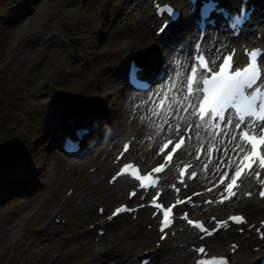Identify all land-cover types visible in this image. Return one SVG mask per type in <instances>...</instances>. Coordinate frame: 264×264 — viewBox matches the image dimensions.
<instances>
[{
  "label": "rangeland",
  "instance_id": "rangeland-1",
  "mask_svg": "<svg viewBox=\"0 0 264 264\" xmlns=\"http://www.w3.org/2000/svg\"><path fill=\"white\" fill-rule=\"evenodd\" d=\"M130 1L131 9L125 17L123 14L119 16L121 10L118 13L120 5L126 9L124 0H112L111 4L108 0H80L75 4L69 0H0V264H68L69 260L74 259L69 249L79 245L86 250L82 257H89L94 232H80L82 228H87L92 217L88 218L86 213L75 207L74 193L68 198L72 202L63 209L66 222L49 229L55 234L62 232V235L69 237H59L61 239L45 244L44 234L37 231L42 230L44 222L59 207L60 198L71 185L69 177L82 164L78 162L72 165L64 159L54 147L52 134L60 123L66 125L67 115L75 114L80 107L85 108L89 99L97 101L91 108L92 112L108 113L106 117L112 118L114 112L118 111L116 117L122 120L120 113L124 110L126 99L119 91L121 85L125 84L124 73L122 77L120 75V83L114 82L123 61L124 49L120 47L128 43L145 45L153 41L151 37H156L152 31L149 36L143 20L144 10ZM173 1L182 5L185 3V0ZM81 17H86L89 25L82 23L84 20H80ZM118 18L121 21L112 27L111 24ZM186 19L189 20L188 17ZM130 26L135 29L131 36L128 35ZM52 32L63 35L65 47L57 43L51 46L38 44L37 36L45 37ZM95 32L98 38L94 40V50L83 51L79 43ZM155 39L166 52L165 45L171 44L170 40ZM79 53L88 58V63L78 71L76 57ZM66 67L73 68L72 75L65 71ZM115 68L114 73L112 70ZM108 85L115 86L108 88L115 92L113 96L108 89H104ZM100 94L105 96L104 104L100 101ZM49 102H53L50 108L56 107L58 112L51 123L48 121ZM109 124L106 129L112 130L114 127ZM145 127L134 124L131 128L135 131ZM118 147L117 141L108 154L106 150L98 151L97 161L110 160ZM90 166H93L92 162L86 164V170ZM3 172L4 175L1 174ZM19 173L22 178H19ZM103 173L102 170L98 171L96 176L100 177ZM10 174H14V178L22 183L18 190L10 183ZM32 186L35 189L28 198L25 193ZM91 190V186L86 187L83 193L89 198L94 194L91 201L93 207L98 200L111 207L118 198L117 193L108 196L97 189V193ZM243 211L249 219H259L264 215L251 209ZM129 219L119 218L114 226L108 228L101 244L124 252L132 246L134 253L146 248L147 234L152 231L147 225L151 221L146 216L138 224H128ZM10 228L16 230L15 239H11L15 243L12 244L7 240ZM29 230L25 243L17 247V237ZM155 238L156 234L151 242ZM110 239L111 242L107 244ZM238 239L243 247L249 244L248 240ZM211 240L216 241V238ZM59 251V258L53 260L51 255ZM246 251L242 250L243 255L239 257L243 263L247 259Z\"/></svg>",
  "mask_w": 264,
  "mask_h": 264
},
{
  "label": "bare ground",
  "instance_id": "bare-ground-1",
  "mask_svg": "<svg viewBox=\"0 0 264 264\" xmlns=\"http://www.w3.org/2000/svg\"><path fill=\"white\" fill-rule=\"evenodd\" d=\"M160 1L165 2V1H170V0H160ZM238 1L239 0H222L223 3L228 4L229 2V4L231 3L234 6L237 5ZM254 1H255V11L258 13V15H260V17H263L264 19V0H254ZM139 6L143 8L140 4ZM144 13L146 14L145 17L150 19L153 22L154 20L153 13L150 10L149 11L146 10ZM260 21L261 20H259V18L255 19V22H258L259 24V30L262 34L261 39H256L254 37L252 39H244L243 37L232 39V38H229V36L221 30H219V32L212 31L209 34H207L202 47L204 51H206L211 62L215 64L222 53L220 50L221 49L226 50V48H230L232 44L233 45L235 44L236 47H239L242 43L262 45L264 47V21L263 22H260ZM183 30L187 33L188 37L183 38L184 39V43H183L184 49L180 53L172 52L171 55H169L167 51L163 53L161 45H158V43L155 41L149 42L148 44L143 45L146 48L154 47L153 53L149 61V65L161 68V72L165 74V76L163 77L162 80L158 79L157 82L162 81V83H156L155 87H153V89L150 91H145V92L137 91L136 92L137 95L127 94L126 91L122 88L119 91V93L122 97L124 96V98L126 99L125 104H124V110L120 113L123 115V118L122 120L119 121L118 118L116 117L118 116V111L114 112L115 116L113 115L112 117L113 119L112 118L110 119V123L112 127L114 128L112 130L107 129L105 132L103 131V124L101 123L100 131L104 133L106 138H104L102 142H96L97 144L93 145V147H97L100 144L102 145L104 144L103 148H105V150L110 152V150L113 149L114 144L117 142V139H114V138L117 135L118 130L120 129L121 131V128H122V131H123L125 130L124 128H127V129L131 128L130 125L132 126L134 124H137L139 127H142L144 125L147 126L148 131H146V133H143L142 131L136 132L137 136H136V139L133 141V145L135 147H139V145L144 141H147L149 144L150 143L149 137L151 139V135H152V140H154L157 135L160 136L165 133L168 134V136H172L174 134L175 125L179 123L183 126L187 124L188 122L193 121L194 122L193 123L194 125L193 137L191 140L187 141L186 146L183 149H181V151L178 152L179 154L178 155L176 154L174 162L171 164L167 172L164 174V179L166 181L168 178H171V179L174 178V175L172 174L173 173L172 168L175 167L177 164H180L185 159H188L189 161H191L194 158V154L191 153L193 147L196 148L197 145L201 143L214 142L217 144V147L214 153V157L209 164L208 172L199 173L198 179L190 184L191 189H200L202 187H205L206 185L202 187H199V186L205 183L209 178L213 177L216 173L219 174L222 171L230 170L233 168L229 166L228 158L233 157V150L236 149L237 144H240V143L238 142L239 141L238 133L235 131L233 127H229V125L225 126L223 128V131L220 133V135L216 136L214 133L209 131L208 126H206L205 124L201 122H197L191 112H186L182 110V109L189 108L190 103L192 102L191 100L192 97H189L186 101H181L182 100V93L180 92L181 78L178 76V73H179L178 71H181L180 68L185 67L188 61H191L193 49L191 51L190 47L193 41L194 34L196 32V27L193 25V23L192 24L187 23L186 25L183 24ZM196 38H197V35H196ZM54 39H55V36L54 34H52V35L46 36L45 38H41V41H39V43L40 44H42L43 42L52 43L55 41ZM89 42L90 40L87 41V43ZM156 46H159V47H156ZM125 48L127 49V46ZM127 52L130 53V51H127ZM189 54H190V59H189ZM237 55H240L238 51L236 53V57ZM169 65H171V67H169ZM177 66H179L180 68ZM167 81L171 82V89H170V92L168 93L169 98L166 102V107L170 108V110H164L161 113V115L158 116L156 113L157 99H156V96L153 95V93H156L158 96H160L164 90V87ZM114 82L118 83L119 78H117V80H114ZM113 87L115 86L112 85L111 87L108 85V86H105L104 89L105 90H107L108 88L112 89ZM107 91H109V89ZM109 92L111 93L112 96L115 93L111 90ZM155 99H156V103L152 107V102ZM52 104L53 102L48 103L49 105L48 112L49 114H51L48 120L50 121V123L52 122L53 117H56L55 112L57 111L55 108L54 109L50 108V106H53ZM179 104L181 106H179ZM142 107H145L144 110L142 109ZM89 114H90L88 115L89 118H93V119L98 118L96 114H93L91 112H89ZM229 133H231V135H229ZM128 137H130V135ZM236 150L238 151V149ZM90 151L91 150L78 152V154H80L78 158L83 157L82 159H84L85 157L87 159L84 160L82 165L78 168L76 172V176L74 178V184L77 187H79L80 190L83 189L84 187L83 185L85 186L91 185V188H92L91 191L94 193H95L96 188L99 191H105V193L109 195H112L116 191V193L121 195L120 199H126L127 194L123 193L124 186L128 185L127 183L128 180L126 178L121 179L122 181L119 183L117 182L114 186H108V185H103V183L100 180L94 179V175H95L94 173L85 171V168H84L85 163L87 161L95 159L94 157L95 155L94 154L90 155ZM61 156L65 157L64 155H61ZM143 156H146L149 160H152V158H155V152L154 151L148 152L146 150H143L142 148L140 149V152L138 153L136 159L138 161H141L140 158ZM203 156H206L207 158L208 155L206 151H204ZM127 157L130 158V154H127L124 156V158H127ZM159 159H160L159 156L156 157L155 158L156 161L152 164H155L157 160ZM233 159L235 158L233 157ZM111 165L112 163L110 160L102 162V166H103L102 168H106L107 170L111 169ZM1 174L4 175L5 172ZM190 192L191 191H186L185 193L189 194ZM78 201H82L81 203V205H83L82 210L86 211V209H83L84 206L86 205L88 206V202L85 199V197L84 196L79 197ZM231 207L243 208L246 210L252 207L255 210L264 212V210L261 209L260 202L255 201V199H253V201L250 199H242L241 201H239L238 204L236 203L232 204ZM216 209L217 208H211V210L213 211ZM86 215H88L89 218L92 217L95 220H97L96 222H98L97 223L98 226L112 224V221L108 224L100 223L101 217L97 216L95 213L91 212V214H86ZM127 223L130 224L131 220L127 221ZM9 230H10V234L7 235V239H15L16 230L13 228H10ZM153 234H154V231H153ZM153 234L150 233L149 235H153ZM225 234L227 236H230L229 230H227ZM174 239H175V242L177 241L185 242V245L182 248H177L175 246L167 247L165 245H162L160 248H157L155 245H152L149 242L150 244L149 251H150V254L152 255L154 264H165V260L161 259V257L163 258L164 256H168L170 264H181L183 260H184L183 262H185V259H187L186 262H189L188 261L189 259H191L192 262L194 261V259L196 258V254L194 253V251L190 250L187 245V241L189 239H196L194 235L192 234V231L183 230L181 232H178L176 233V237ZM20 240L18 243H21ZM11 241L12 240H10V242ZM203 243H205L207 247L213 251V253L225 250L222 246L223 243L221 245H214V243H208V239L205 240ZM80 247L81 245L75 248L73 247L72 249L69 250V254H72V253L74 254V259L69 260L70 262L68 261L69 262L68 264H110L111 262L112 264H125L126 260L128 261L130 257V254L124 251L119 252V251H115V249L103 250L102 248L98 247V249L96 250V256L94 257L95 261H92L93 260L92 257H88V258L82 257V254H84L86 250L84 248L81 249ZM109 251H115V252L111 254V253H108ZM250 253H252L251 250H247V258L252 257L253 254L250 255ZM102 255H103V259L99 257ZM110 255H113V256H110ZM96 257L98 260L96 259ZM101 261H104V262H101ZM126 264H136V263H134V261H131ZM137 264H140V262H138Z\"/></svg>",
  "mask_w": 264,
  "mask_h": 264
},
{
  "label": "snow or ice",
  "instance_id": "snow-or-ice-1",
  "mask_svg": "<svg viewBox=\"0 0 264 264\" xmlns=\"http://www.w3.org/2000/svg\"><path fill=\"white\" fill-rule=\"evenodd\" d=\"M195 8L196 0H192L191 11H195ZM216 9V0H204L200 8V16L206 19L210 13ZM239 20L240 16H236L233 23H238ZM201 23H203V19ZM169 27L170 22L165 21L157 31L166 33ZM165 38L166 37L162 36V39ZM183 43V34H180L175 42L166 45L167 53L171 55L177 45ZM196 48H200L199 43H197ZM220 51L224 52L223 49ZM234 53L235 49H231L223 54L220 58L222 62H219L218 68H216L213 66L212 62L205 60L202 53L197 51L194 56L196 63L191 65V74L187 80L186 91L189 97L195 95L198 99L191 102L188 109H182L183 111L191 112L201 123L210 127L212 130L222 129L224 124L242 130L239 139L244 141L251 149L246 152L242 145L237 144L236 149H238V151L236 149L233 150V157L235 159H233V157L228 158L229 166L234 167V174L230 176V182L226 179L229 176L227 171L219 177L221 184H226L225 191L227 193V195H221V200L229 199L236 194L235 189L238 187L239 178L246 172H254L256 178L261 176L260 171H255L254 166L257 163L261 169H264V100H260L258 103V93L260 89L257 87L258 83L264 80V68L258 71L257 64L249 63L247 59H245L244 62L245 66H238L240 61L235 57ZM251 55L253 60H255L257 56L256 51H253ZM169 67H171V65H169ZM137 70L138 66L132 69L133 73H136ZM143 70L145 71L146 69L143 68ZM133 78H135V76ZM156 83H162V81ZM153 95L156 96V99H159L156 93H153ZM229 109H235L238 115L237 120H233L230 116L226 115ZM257 116L259 118L258 121L255 119ZM217 120H220L222 123L217 124ZM101 123L102 122L98 118L93 119L85 115L80 118L76 125V130L81 137L91 136L94 132L98 133L101 130ZM246 124L248 126H245ZM177 127H179V125H177ZM189 127H191V125ZM250 127L254 129L258 128L260 134L257 135L255 132L250 131ZM229 135H231V133H229ZM183 143L184 137L181 136L175 146L163 157L164 162L159 163L155 168L151 169V171L142 174V172L138 170V165L134 163H124L116 173V176L112 177V179L116 180L117 177H120L122 174L130 173V176L134 178L135 181L139 182V188H155L156 185L152 181L159 179L156 174L168 167L173 159V153L178 155L177 149H180ZM167 146L166 143L164 147H161L160 152L163 153ZM125 147L127 146L125 145ZM181 175H183V171ZM191 175L195 176L196 173L192 172ZM19 178H22L21 173H19ZM146 181L147 183H145ZM260 183L264 184V180H261ZM173 187H175V185ZM176 190L179 191L178 188ZM137 192L138 189L133 188L129 195L135 196ZM260 195L264 197V188L260 190ZM157 197H160V191L156 192L150 203L163 209V220L161 224V232L163 233L164 228L171 223L170 216L172 214V206L164 207L162 204H158ZM185 199L190 198L185 197ZM176 202L181 203L182 201L177 199ZM126 208V205H121L115 209V213H120ZM182 216L187 219L188 213L184 212ZM229 219L239 222L244 218L242 216H232ZM187 222L200 230L205 229V224L201 221L187 219ZM225 223L226 221L223 220L217 222L218 225H223ZM210 231H215V229H210ZM198 251L203 253L205 249L201 246ZM217 259H219L221 264H224V257H212L211 264H215ZM198 264H210V261L203 259L198 261Z\"/></svg>",
  "mask_w": 264,
  "mask_h": 264
}]
</instances>
